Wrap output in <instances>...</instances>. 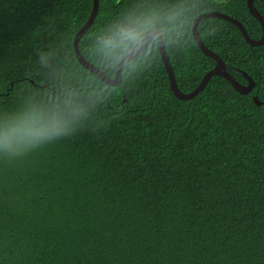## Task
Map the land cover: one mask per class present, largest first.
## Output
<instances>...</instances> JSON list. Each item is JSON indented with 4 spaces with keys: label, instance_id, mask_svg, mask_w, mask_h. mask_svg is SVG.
I'll return each mask as SVG.
<instances>
[{
    "label": "trees",
    "instance_id": "obj_1",
    "mask_svg": "<svg viewBox=\"0 0 264 264\" xmlns=\"http://www.w3.org/2000/svg\"><path fill=\"white\" fill-rule=\"evenodd\" d=\"M135 2L99 0L79 42L93 65L86 38ZM196 2L194 46L168 55L184 93L216 65L195 41L197 16L220 11L253 39L263 34L247 0ZM254 6L264 17V0ZM92 8L93 0H0V110L41 99L76 65L94 75L74 50ZM198 27L253 91L215 76L181 100L160 58L111 86L119 89L71 136L0 157V264H264V46L224 19Z\"/></svg>",
    "mask_w": 264,
    "mask_h": 264
},
{
    "label": "clouds",
    "instance_id": "obj_2",
    "mask_svg": "<svg viewBox=\"0 0 264 264\" xmlns=\"http://www.w3.org/2000/svg\"><path fill=\"white\" fill-rule=\"evenodd\" d=\"M198 7L196 0L164 4L138 0L94 30L86 38L84 51L96 65V75L85 74L76 65L70 73H58L53 90L41 99L0 110V157L19 158L77 132L119 89L109 85L107 76L119 73L127 82L161 56L190 50L194 46L191 20ZM40 60L47 64V54Z\"/></svg>",
    "mask_w": 264,
    "mask_h": 264
},
{
    "label": "water",
    "instance_id": "obj_3",
    "mask_svg": "<svg viewBox=\"0 0 264 264\" xmlns=\"http://www.w3.org/2000/svg\"><path fill=\"white\" fill-rule=\"evenodd\" d=\"M247 6H248V10H249L250 14L252 16H254L262 26L263 34H262V37L260 39H253L248 34V32H247V30H246V28L242 22H240L239 20H237V19H235V18H233V17H231V16H229L223 12H220V11H210V12L202 13L199 16H197V18L194 20L193 25H192V31H193L195 41H196L197 45L199 46V48L202 50V52L206 56H208V57H210L216 61V65H215V67H213L210 71H208L204 75L200 84L192 92L184 93L179 89L178 84H177V80L175 77V73H174L173 68L171 66L169 57L168 56L167 57L161 56L163 63L166 67V70L168 72L171 90L177 98H179L181 100H189V99L196 97L200 92H202L205 89V87L208 85L210 80L215 76L226 77L231 82V84L235 87V89L243 95L249 94L253 91V89L255 87V82L250 77H247L248 84L243 85V84L239 83L236 80V78L231 73H229L227 71V65H226L225 61L216 52L210 50L205 45V43L203 42V40L199 34V29H198L199 23L203 19H206V18L224 19L226 21L231 22L237 28H239V30L241 31L243 37L245 38V40L248 44H250L253 47L264 46V17L255 8L254 0H247ZM98 9H99V0H93L92 12H91L87 22L79 30V32L76 34V36L74 38V50H75V54H76V57H77L79 63L85 69H87L91 73H93L94 75H96V72L94 71V69H96V66L93 65L91 62H89L82 55L80 48H79V42H80L81 38L83 37V35L92 26V24H93V22L97 16ZM81 57H83V62L81 60ZM244 76H247V75L244 74ZM102 82H104V81H102ZM107 82L109 83L110 86H119L122 83V78H121L120 74L117 73L114 78L107 76ZM254 100H255L256 104H258V105L263 104V102L259 101L257 96L254 97Z\"/></svg>",
    "mask_w": 264,
    "mask_h": 264
}]
</instances>
